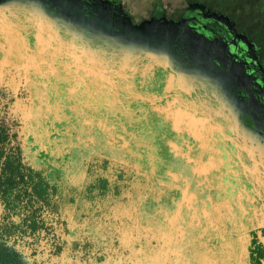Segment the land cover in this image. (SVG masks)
<instances>
[{
    "label": "flooded vegetation",
    "instance_id": "flooded-vegetation-1",
    "mask_svg": "<svg viewBox=\"0 0 264 264\" xmlns=\"http://www.w3.org/2000/svg\"><path fill=\"white\" fill-rule=\"evenodd\" d=\"M129 1L17 0L0 9V64L12 60L6 39L26 58L17 61L29 78L19 97L26 128L17 131L26 159L59 178L76 215L85 214L81 226L87 222L99 236L100 229L115 234L103 237V249L111 245L117 255L110 263L119 257L141 264L149 257L156 264H264L259 47L236 20L205 2L164 7ZM173 99L168 110L199 120L212 147L205 174L196 172V160L173 150L185 142L173 116L162 112ZM3 125L13 146L14 132ZM189 144L207 151L195 139ZM184 191L187 208L178 205ZM158 200L188 216L183 241L170 235L178 219L173 215L163 234L159 224L165 222L147 218L155 220L150 238L123 236L132 218L118 217V225L111 208L130 203L137 215H150Z\"/></svg>",
    "mask_w": 264,
    "mask_h": 264
},
{
    "label": "trees",
    "instance_id": "trees-1",
    "mask_svg": "<svg viewBox=\"0 0 264 264\" xmlns=\"http://www.w3.org/2000/svg\"><path fill=\"white\" fill-rule=\"evenodd\" d=\"M2 104L0 98V108ZM12 138L10 146L0 120V264H109L116 260L111 245L103 249V237L109 240L115 234L100 229L99 236L87 222L81 226L85 214L76 215L74 198L62 195L59 178L29 163L19 134L14 132Z\"/></svg>",
    "mask_w": 264,
    "mask_h": 264
},
{
    "label": "rangeland",
    "instance_id": "rangeland-1",
    "mask_svg": "<svg viewBox=\"0 0 264 264\" xmlns=\"http://www.w3.org/2000/svg\"><path fill=\"white\" fill-rule=\"evenodd\" d=\"M127 2H130L129 0H125ZM145 2H155L157 5L162 6H179V3L184 2L186 4L187 2H205L207 6L214 12L223 13L226 15L231 16L232 19L236 20L238 22V28L239 31H245L248 33L249 38L251 41L257 44V46L260 49L261 58L264 60V0H241L240 3L236 2L235 0H144ZM6 39V38H5ZM4 43V41H2ZM7 51L14 56L15 54L18 55V58L16 60H13L14 57L11 56L9 59L5 60L3 63L0 64V95H4L5 98H2L4 110L0 112V120L8 127L10 130V133L17 132L19 129V126L21 128L25 129L24 124H26L25 116L27 114L25 108L23 107L22 102L20 101L19 97L20 94H23V85L26 83V81L29 79L26 75L24 76L23 70L18 67L17 61L21 60L23 63L25 62L26 58L23 57V51H13L12 47L13 43L6 39L5 41ZM25 56V55H24ZM15 59V58H14ZM11 60V61H10ZM27 63V62H26ZM27 68V67H26ZM23 72V74L20 76L19 74ZM29 89V88H28ZM30 90V89H29ZM175 103V100L168 101L167 106L162 109V112L167 114V117L173 116V120H175V128L179 134L184 135L185 139L183 138L184 145L179 147H173L174 152L177 156L181 158H186L187 160L193 159L196 160L198 167L195 168L196 172L199 174H205L206 172H209V168L211 167V164L209 163L210 160L214 159V154L212 147L210 148L207 144H205V133L201 131L200 127L201 124H197L196 122H199V120H195L193 118H189L188 116H184L181 113H175L170 110H168L169 107L173 106L172 104ZM168 107V108H167ZM184 116V117H182ZM175 117V118H174ZM49 118V117H48ZM70 123H75V120L70 121ZM100 125H102L104 128H106L107 123L104 122V120H100L98 122ZM53 129H55V123L51 124ZM57 130V128H56ZM29 132V130L27 131ZM118 134V133H117ZM70 137L65 138L66 141L69 140ZM118 137H116L117 139ZM191 139H195L196 142L201 143V147L206 148L207 151H201L200 153H203V158L201 159L199 157V151L193 150V146L189 144L191 142ZM195 142V141H193ZM12 144V141L10 142ZM188 145V146H187ZM46 150V147H42L39 151L40 156H43L44 152ZM204 157L209 158V160H205L207 163H204ZM212 158V159H210ZM175 182L177 180V176L172 174L170 176ZM188 193V191H186ZM185 191L182 194V202L178 204V202L174 203V207L176 204L179 206H185L187 208V205L191 202L188 197H185ZM193 200V197L189 196ZM154 207L150 209V215H146L145 213H139L137 215L135 213V204H128V205H120L118 208H111V214H113V219H116L115 223L118 224V217L123 218V216H127L129 218H132L130 220V225H127L121 229V233L123 236L131 238H138L143 237V239H148L151 236V233L155 234L156 228L153 227V224L155 223V220L147 218H155L156 221L159 222H165L160 223L159 232L160 234L162 232H165L167 230L169 223V226H171V221H173V218L178 216L177 222L175 224V227L172 228V232L170 235L175 236L178 238L177 242H182L181 236H185V229L183 221H186L188 219L187 217L184 219L183 216L177 213V210L174 208L172 209V206H168L166 204H162L160 200L154 201ZM173 204V202H172ZM179 212V211H178ZM132 213V214H131ZM175 214V215H174ZM173 215V218H170V216ZM193 223L194 219H197V215H192L190 218ZM119 225V224H118ZM117 225V229L119 230V227ZM163 234V233H162ZM164 237V236H163ZM131 238V239H133ZM139 242L134 244L135 248H138ZM178 244V243H177ZM160 245V243H159ZM155 249L157 250V245L154 244ZM151 255V254H150ZM119 261L117 264H124L123 259L117 258ZM149 261V257L142 258L141 264H147ZM62 264H66L65 261H62ZM130 264H138V259L132 258V261H129ZM160 262V261H159ZM108 263V262H107ZM106 262L103 264H107ZM113 264V263H109ZM116 264V263H115ZM129 264V263H128ZM148 264H156L155 260L150 258V261ZM165 264H181L180 260Z\"/></svg>",
    "mask_w": 264,
    "mask_h": 264
},
{
    "label": "water",
    "instance_id": "water-1",
    "mask_svg": "<svg viewBox=\"0 0 264 264\" xmlns=\"http://www.w3.org/2000/svg\"><path fill=\"white\" fill-rule=\"evenodd\" d=\"M17 0H0V9Z\"/></svg>",
    "mask_w": 264,
    "mask_h": 264
}]
</instances>
